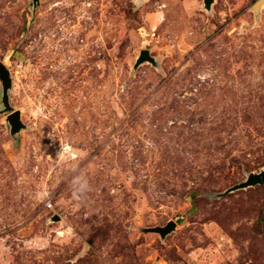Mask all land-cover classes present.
<instances>
[{
	"label": "rangeland",
	"instance_id": "1",
	"mask_svg": "<svg viewBox=\"0 0 264 264\" xmlns=\"http://www.w3.org/2000/svg\"><path fill=\"white\" fill-rule=\"evenodd\" d=\"M203 1L0 0V264H264V3Z\"/></svg>",
	"mask_w": 264,
	"mask_h": 264
},
{
	"label": "water",
	"instance_id": "2",
	"mask_svg": "<svg viewBox=\"0 0 264 264\" xmlns=\"http://www.w3.org/2000/svg\"><path fill=\"white\" fill-rule=\"evenodd\" d=\"M213 0H204L203 7L207 11H210V5ZM264 3V0H257L252 5V10L256 16L260 12V7ZM32 12H34L37 6V0H31L30 4ZM143 63H149L153 66L157 65V60L154 56L150 54L148 49H141L138 53V56L135 59L133 68H137ZM12 89V77L9 69L0 61V114H5L4 121L8 127V133L11 136L14 143H18L20 138V132L26 128L24 123H22L20 118V110L14 109L9 101V91ZM264 183V168L259 171H251L246 174V177L243 181L236 183L226 189L224 192L218 194V196L227 194L232 191L245 189L255 185H260ZM60 217L56 214L52 215L49 218L50 222L58 221ZM176 223L172 220H169L164 226H154L143 228L146 232H155L158 233L161 237H164L175 227Z\"/></svg>",
	"mask_w": 264,
	"mask_h": 264
}]
</instances>
